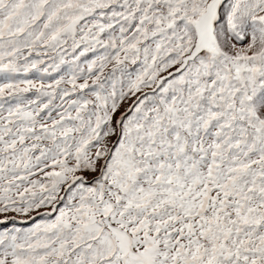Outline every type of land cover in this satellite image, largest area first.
Listing matches in <instances>:
<instances>
[{"label":"snow or ice","instance_id":"6c2138e0","mask_svg":"<svg viewBox=\"0 0 264 264\" xmlns=\"http://www.w3.org/2000/svg\"><path fill=\"white\" fill-rule=\"evenodd\" d=\"M0 264H264V0H0Z\"/></svg>","mask_w":264,"mask_h":264}]
</instances>
